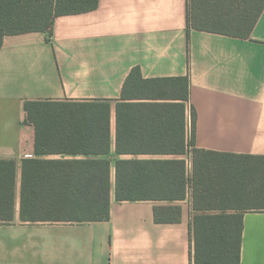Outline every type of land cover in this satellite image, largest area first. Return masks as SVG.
Instances as JSON below:
<instances>
[{
  "label": "crops",
  "instance_id": "0c3cea01",
  "mask_svg": "<svg viewBox=\"0 0 264 264\" xmlns=\"http://www.w3.org/2000/svg\"><path fill=\"white\" fill-rule=\"evenodd\" d=\"M188 14V0H98L57 16L51 32L4 37L0 159L16 171L0 264H194L190 183L175 202L116 198L120 159H183L191 176L194 147L264 156V10L249 37L196 29ZM134 68L170 80L134 84L124 98ZM26 100L78 102L82 121L38 152ZM23 159L42 161L48 188H64L68 175L74 187L108 181L110 219L22 220ZM170 204L180 219L157 222L156 206ZM243 223L241 264H264V210H244Z\"/></svg>",
  "mask_w": 264,
  "mask_h": 264
},
{
  "label": "trees",
  "instance_id": "16d2710c",
  "mask_svg": "<svg viewBox=\"0 0 264 264\" xmlns=\"http://www.w3.org/2000/svg\"><path fill=\"white\" fill-rule=\"evenodd\" d=\"M193 27L239 37H249L264 10V0H188ZM98 0H0V46L6 35L52 31L62 14L96 8ZM148 80L134 68L124 83L123 96L132 85L165 81ZM138 85V86H139ZM135 95V94H134ZM136 95L140 96L141 93ZM80 103L26 100L27 119L36 127V150L51 149L53 135L73 132L71 121ZM85 121V119L83 120ZM66 135V134H65ZM74 143V140H68ZM16 161L0 159V222L14 214ZM43 163L23 159L20 215L24 221H106L110 219L109 182L98 189L74 187L73 175L64 188H48ZM192 189L194 264H241L243 211L264 210V156L193 148V171L183 159L117 161V200L179 201ZM179 205H158L157 222L180 219Z\"/></svg>",
  "mask_w": 264,
  "mask_h": 264
}]
</instances>
